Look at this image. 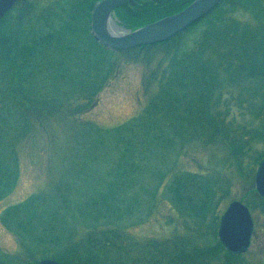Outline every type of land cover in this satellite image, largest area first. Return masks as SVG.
I'll list each match as a JSON object with an SVG mask.
<instances>
[{"label": "trees", "instance_id": "1", "mask_svg": "<svg viewBox=\"0 0 264 264\" xmlns=\"http://www.w3.org/2000/svg\"><path fill=\"white\" fill-rule=\"evenodd\" d=\"M25 1L20 0L0 23V77L5 81L3 85L7 84L9 91L12 88L14 90V81L19 79L20 88L22 83L28 82L29 90L32 89V93H0V203L10 196L20 177L16 144L33 132V124L41 125L52 113L59 111L54 105L59 104V99L51 97L55 93H49L50 97L48 93H35L39 90L35 84L37 61L46 55V49L59 46L64 52H73L74 47L70 44L76 37L86 36L90 47L102 57L115 53L99 44L91 34V11L97 0H75V6L70 11L71 20H67L57 32L55 25L52 29L48 26L46 16L31 15L30 5ZM192 1L137 0L119 7L115 12L123 26L134 29L175 14ZM235 2L223 1L208 16L168 41L124 52L138 57L144 54L150 60L153 51H159V60L163 59L162 62L166 63L158 77L162 93H155L149 106L160 109L155 118L158 119L162 113L168 119V125L161 128L159 121L148 122L154 110H143L113 128L120 141L116 148H111L112 151L116 149V153L104 150L99 155L104 152L105 155L117 156V162L110 165L111 171L116 168L121 174L118 173V181L109 180L108 187L95 191L99 193V199L90 196L84 201L80 200L82 198L74 188L77 184L65 187L66 193L61 192L64 188L60 179L56 187L64 197L57 207L43 209L38 204L42 201L45 204L57 201L49 198L47 193L32 194L18 204L6 206L2 221L9 223L11 232L19 237L28 257L33 255L45 258L58 249L67 250L64 253L70 258L69 261L56 258L67 264H141V261L143 264H192L186 251L188 246L177 242L183 239L182 235L177 236L179 240H176L174 247L164 245L165 257L162 256L167 258L165 262L156 261L147 253L146 257H142L140 252L144 253L145 248L125 240L119 225L123 220L135 216L132 210L140 207V198L145 195L135 186L139 178L132 174L146 166L143 158L147 151L153 150L158 154L155 148L158 144L172 148L168 145L175 143L173 137L178 135L183 137L180 151L184 150L187 146L185 142L190 139L207 144L214 142L215 145L223 134L229 137V141L235 139L231 134L237 128L227 126L225 120L230 115L231 120L236 118V106H243L245 99L248 100L246 94H255L253 91L244 93V90H251V83L258 82L260 86L264 82V0H241L237 5ZM237 7L243 8L246 15L249 12L251 19L243 17L242 24L227 16L230 10H236ZM12 16L16 19L20 16L21 24L17 30L7 31L5 26ZM198 28L203 32L193 43L188 35L194 34ZM84 55L87 59L94 57L85 50ZM242 80L243 93H228L230 90L223 89L237 82L239 87ZM195 90L197 93H192ZM254 90L261 93V110L264 111V86ZM260 116L264 118V113ZM179 121L183 126L180 127ZM196 125H199V129ZM76 127L81 128V125ZM88 129L78 134L80 139L93 138V129ZM73 134L77 137L75 132ZM167 154L166 151L160 152L158 163L161 167L166 165ZM153 170L160 173V183L167 179V189L173 200L168 203L171 208L179 210L184 203L191 205L202 199L200 196L207 183L199 182L198 174L187 171L173 179L172 174H165L162 169ZM134 189L136 192L132 191ZM162 191L164 188L158 186L154 191L156 198H159ZM79 217L85 221L95 218L101 231L89 230L87 239L73 246L75 228L71 226V221ZM72 248L75 250L72 251ZM8 261V256H0V264H14Z\"/></svg>", "mask_w": 264, "mask_h": 264}, {"label": "rangeland", "instance_id": "2", "mask_svg": "<svg viewBox=\"0 0 264 264\" xmlns=\"http://www.w3.org/2000/svg\"><path fill=\"white\" fill-rule=\"evenodd\" d=\"M25 2L30 5L31 15L46 16L48 26L52 29L55 25V32L67 20H71L70 11L76 3L75 0ZM239 2L241 0H236L234 4ZM247 13L244 14L243 8L237 7L236 10H230L227 16L243 24V17L251 19V14ZM20 16L17 19L12 16L5 26L7 31L17 30L21 24ZM202 32L198 28L188 38L194 43ZM70 46L74 47L73 52H64L59 46L46 49V55L37 61L35 84L39 90L35 93H55L51 97L59 99V104L54 105L60 112L52 113L41 125L33 124V132L16 144L20 177L10 196L0 203V256H8V262L13 261L14 264H34L44 257L27 256L19 237L11 232L8 222L2 221L6 206L18 204L32 194L47 193L49 198L57 201L48 204L42 201L38 204L43 209L57 207L64 197L56 187L60 179L64 188L61 192L66 193L65 187L77 184L74 188L82 198L80 200L84 201L90 196L99 199L100 195L95 191L108 187L109 180L118 181L121 174L116 168L111 171L110 165L117 162V156L105 155L104 152L99 155L104 150L116 153L117 150L112 151L111 148L120 141L113 128L143 110H154L148 122L159 121L161 128L168 125V119L162 113L158 119L155 118L160 109L149 106L153 101L151 97L155 93H162L158 77L166 63L162 62L163 59L159 60L158 50L153 51L150 60L144 54L138 57L124 52L102 57L90 47L86 36L76 37ZM84 50L94 57L87 59ZM4 82L0 77V93H32L28 82L22 83L20 88V80L16 79L13 91H9L7 84L3 85ZM243 82L240 81V85ZM9 85L14 87L11 83ZM261 86H264V82L260 86L258 82L251 83V90H244V93L253 91L255 94H246L248 100L245 99L243 106H236L234 121L230 118L232 115L225 120L227 126L237 128L231 134L234 140L229 141L226 134L220 136L217 145L190 139L185 142L187 146L184 150L180 151L183 137L174 136L175 143L168 145L172 148L158 144L155 147L158 154L153 150L147 151L143 158L146 166L141 171L132 172L133 176L139 178L135 186L145 195L140 198V207L132 210L135 216L120 222L119 227L125 240L145 248L144 253L140 252L142 257H146L147 253L154 260L165 262L164 245L174 247L176 240H179L177 236L182 235L183 239L177 242L188 246L186 251L192 264H264V198L258 193L255 182L259 162L264 156V118L260 116L264 111L261 110V93L254 90ZM223 89L230 90L228 93H243V84L239 87L238 82L228 84ZM192 93H197V90ZM76 125H81V128ZM179 125L181 127L183 123L179 121ZM196 128L199 129V125ZM84 129H93V138L80 139L78 134ZM161 151L169 153L166 165L162 167L158 163ZM160 167L165 174H172L173 179L187 171L198 174V181L207 183L200 196L202 199L191 205L184 203L179 210L171 208L168 203L173 200L167 189V179L160 183V173L153 170L160 171ZM158 186L164 188L160 194L162 199L160 196L156 198L154 193ZM132 191L136 192L135 189ZM232 200H242L247 204L254 219L251 245L245 253L237 256L229 254L218 237L220 216ZM79 208L84 209L82 206ZM71 226L75 228L73 246L87 239L89 230L101 231L95 218L85 221L79 217L71 221ZM66 251L57 249L54 255L49 254L45 258L69 261L70 258L64 253ZM140 263L143 264V261Z\"/></svg>", "mask_w": 264, "mask_h": 264}, {"label": "water", "instance_id": "3", "mask_svg": "<svg viewBox=\"0 0 264 264\" xmlns=\"http://www.w3.org/2000/svg\"><path fill=\"white\" fill-rule=\"evenodd\" d=\"M19 0H0V22ZM136 0H98L93 8L91 27L94 38L111 50L129 51L164 42L201 20L224 0H194L183 10L159 20L127 29L114 19L118 7ZM116 27V28H115ZM257 191L264 196V159L256 175ZM254 223L247 205L232 201L221 217L219 237L230 253H244L251 244ZM36 264H63L43 259Z\"/></svg>", "mask_w": 264, "mask_h": 264}, {"label": "bare ground", "instance_id": "4", "mask_svg": "<svg viewBox=\"0 0 264 264\" xmlns=\"http://www.w3.org/2000/svg\"><path fill=\"white\" fill-rule=\"evenodd\" d=\"M116 28V27H115Z\"/></svg>", "mask_w": 264, "mask_h": 264}]
</instances>
